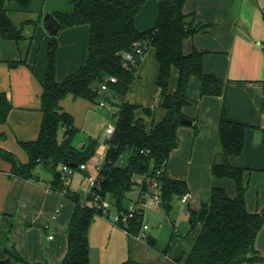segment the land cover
Instances as JSON below:
<instances>
[{
  "label": "crops",
  "instance_id": "obj_1",
  "mask_svg": "<svg viewBox=\"0 0 264 264\" xmlns=\"http://www.w3.org/2000/svg\"><path fill=\"white\" fill-rule=\"evenodd\" d=\"M159 1L145 0L136 17L138 29L144 31L154 27ZM6 8L24 37L16 41L0 35V95L6 93L12 104L7 120L0 122V132L5 134L0 146L26 162L28 154L20 142L38 138L43 118L42 81L47 71L51 37L44 26V17L47 13L71 12L73 7L72 0H30L27 8L11 0ZM183 10L186 14H195V22L202 28L184 40L185 53L193 48L204 51V72L224 79L227 84L230 117L251 127L245 133L243 153L227 157L216 146L223 96L202 95L199 77L190 78L187 94L198 102L184 106L183 114L194 123L202 122L200 131L196 135L194 124L179 127V145L171 152L165 166L171 178L187 182L188 201L175 197L170 211L153 203L144 210V220L151 219L154 214L158 216L144 239L146 245L162 253L168 264H185L194 242L197 229L191 227L189 209H199L208 203L213 186L225 189L231 197L237 194L232 178L212 174L214 164L231 163L244 168L247 209L257 212L264 207V0H186ZM89 35L90 27L85 24L59 30V81L86 63ZM19 60L16 66L10 65ZM158 73L156 51L149 46L140 62L139 76L131 84L125 100L144 107L154 106L159 95ZM177 82L178 71L173 69L171 90L176 88ZM61 106L72 114L75 126L80 129L79 122L83 124L99 104L69 95L61 101ZM165 113L162 107H156L153 114L141 109L136 112L147 129L159 122ZM107 150L108 145L102 146L95 157L97 161L93 162L103 164ZM10 169L11 163L0 157V261L61 264L69 248L68 225L75 203L62 192L50 188L51 172L43 178L37 173L40 178L37 182L14 177ZM134 195H129L126 202L129 203ZM87 196H82L83 200ZM56 210L57 217L53 219ZM94 224L95 218L89 230V244ZM112 231L119 232L116 228ZM173 233L176 236L169 253L165 254ZM128 237L133 238L129 234ZM129 247L128 256L133 264L147 263L142 260L151 258L143 249ZM256 248L264 257V227L258 233ZM16 255L25 262L17 261ZM180 255L184 257L177 262ZM151 261L153 259L148 262ZM91 264L103 263L91 260ZM245 264H264V261Z\"/></svg>",
  "mask_w": 264,
  "mask_h": 264
},
{
  "label": "trees",
  "instance_id": "obj_2",
  "mask_svg": "<svg viewBox=\"0 0 264 264\" xmlns=\"http://www.w3.org/2000/svg\"><path fill=\"white\" fill-rule=\"evenodd\" d=\"M11 0H0V35L3 38L20 41L22 29L10 18L6 4ZM27 8L30 0H15ZM145 0H72L71 12H54L60 29L88 25V57L86 63L64 80L57 79L58 34L51 35L47 51V71L42 81L41 109L43 118L37 139L22 141L20 144L28 154L26 162L20 161L10 150L0 146V157L11 163L10 173L14 177L39 181V165L48 167L52 180L50 188L62 192L75 203V209L68 225L69 248L61 264H91L89 230L98 213L92 205L91 197L83 200L65 182L59 165L89 162L98 145L96 139L88 144L75 146L73 141L80 130L75 126L72 114L63 110L61 101L71 95L74 99L84 98L99 104L106 92L101 86L109 76L117 82L109 85L108 92L115 97L117 121L115 131L107 141L108 150L101 168V189L114 204L124 206L132 191L134 179L142 174L153 175L157 169L166 166L171 152L179 145L178 129L182 126L183 107L197 103L192 100L187 89L190 78L199 77L202 95L223 96L221 115L218 124V149L227 157L240 156L244 150L246 130L250 124L233 119L229 115V102L226 96L227 84L224 79L207 74L203 70L204 51L193 48L185 53L184 40L202 30L195 22V14L183 10L186 0H160L156 23L149 30L136 26V17ZM59 33V32H58ZM135 43L152 46L159 63L157 84L159 95L154 106H140L125 100L133 81L139 76L140 65L127 61L125 53L133 51ZM145 50V52H146ZM19 61L10 62L16 66ZM173 69L178 71V82L170 89ZM107 98V97H106ZM156 107L165 109V116L147 129L145 122L137 117V110L153 114ZM12 108L6 93L0 95V122H5ZM202 122L194 123L196 135ZM63 129V139L59 141V131ZM5 134L0 132V140ZM127 157L128 163L121 164ZM73 170H78L79 167ZM62 173V177L59 175ZM245 169L231 163L214 164L212 174L216 177L232 178L237 186L235 197L228 195L223 188L213 186L211 199L199 209H189L191 227L197 229L194 242L186 256L185 264H245L264 261L256 248V239L264 227V207L257 212L247 209L244 181ZM162 206L166 211L172 208L175 197L187 193L185 180L171 178L164 168L158 177ZM142 220L135 218L129 224L131 233H138ZM165 248L168 254L172 240ZM154 246V243L151 242ZM180 255L176 261L183 259ZM17 261L25 260L16 255ZM126 264H133L128 261ZM147 264V263H139Z\"/></svg>",
  "mask_w": 264,
  "mask_h": 264
},
{
  "label": "rangeland",
  "instance_id": "obj_3",
  "mask_svg": "<svg viewBox=\"0 0 264 264\" xmlns=\"http://www.w3.org/2000/svg\"><path fill=\"white\" fill-rule=\"evenodd\" d=\"M117 107L114 106L111 112L106 109L96 106L94 112H91L83 122L80 124V130L78 131L73 144L75 146H80L82 143L88 144L91 139H97V147L95 154L90 158V162L97 161L96 155L99 154L102 146H107L106 141L110 139V134L106 133L105 128L110 125H115L117 121ZM63 139V129L59 131V141ZM128 163V158L124 157L121 160L122 165ZM59 170L61 165H59ZM37 173L43 178L46 175L50 174V169L44 165H39L37 168ZM64 182L73 190L79 193L81 196H86L89 193L87 184L84 182V174L79 170H73L70 175L65 174ZM88 192V193H87ZM135 194V191H130L129 195L132 196ZM111 202V211L117 213L119 207H117L111 198H108ZM86 200V199H85ZM126 202L124 204L127 205ZM157 214L151 219L146 217L145 223L151 228L152 221H156ZM116 228L119 230L118 233H113V229ZM149 231V230H148ZM147 231V232H148ZM156 232V231H155ZM133 238L128 237L127 231L121 227L115 226L108 219L104 218L100 213L95 215V224L92 228L91 237H90V249H91V260L100 261L103 264H126L129 260L128 256V247L133 249L136 246L138 249H143L146 251V256L151 258H144L142 262H147V264H168L167 259L162 253H159L157 249H154L150 246H147V241L144 239H137L134 235ZM146 239V238H145ZM140 241V242H138ZM151 262H148L152 260ZM153 262V263H152ZM18 264V263H13Z\"/></svg>",
  "mask_w": 264,
  "mask_h": 264
},
{
  "label": "built area",
  "instance_id": "obj_4",
  "mask_svg": "<svg viewBox=\"0 0 264 264\" xmlns=\"http://www.w3.org/2000/svg\"><path fill=\"white\" fill-rule=\"evenodd\" d=\"M134 47L135 48L133 51H127L125 53V57L127 61L132 62L133 64H138L145 55L146 47L141 45L140 43H135ZM116 82L117 78L115 76H109L101 86L102 92H107L109 90L110 83L114 84ZM106 97H102L100 99L99 106L111 112L114 106H116L115 97L112 93H108ZM114 131L115 125H110L106 129V133L110 135L113 134ZM163 166L162 168L157 169L153 175L142 174L134 179L132 187V190L135 191L134 198H132L127 205L119 208L117 213H113L111 211V202L108 199L109 197L105 196L101 189L102 164L98 162H86L80 164L78 166V170L83 172L85 176L84 182L89 188L88 196L92 198V205L96 208L97 212L100 213L104 218L112 222L115 226L121 227L126 230L127 234L131 236L134 235L135 237H137V239H145L147 238V231L150 229V227L144 222V210L149 203H153L156 206L162 205V197L158 189L160 186L158 177L163 175V171L165 168H163ZM60 170L63 173L70 175L73 171V168L72 166L62 164ZM182 200L184 202H187L188 194H184L182 196ZM57 212L58 210H56L55 214L53 215V219L57 217ZM137 217H140V219L142 220V225L140 232L138 234H133L128 229V227L131 221ZM49 237L52 238L53 236Z\"/></svg>",
  "mask_w": 264,
  "mask_h": 264
},
{
  "label": "water",
  "instance_id": "obj_5",
  "mask_svg": "<svg viewBox=\"0 0 264 264\" xmlns=\"http://www.w3.org/2000/svg\"><path fill=\"white\" fill-rule=\"evenodd\" d=\"M44 26L47 30V32L50 35H57L60 29V24L57 21V19L55 18V16L53 15V13H47L44 17ZM182 125H193L194 122L188 118H182L181 120ZM72 167L77 168L78 164H71ZM61 177L63 176L62 173L60 172L59 174ZM1 264H6V263H10V260H3L0 261Z\"/></svg>",
  "mask_w": 264,
  "mask_h": 264
}]
</instances>
